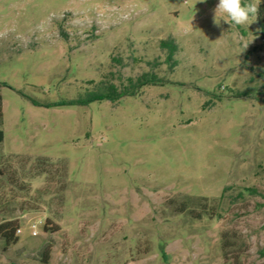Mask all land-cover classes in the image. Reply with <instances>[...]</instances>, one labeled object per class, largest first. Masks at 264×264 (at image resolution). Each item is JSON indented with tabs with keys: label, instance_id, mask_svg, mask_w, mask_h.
<instances>
[{
	"label": "rangeland",
	"instance_id": "rangeland-1",
	"mask_svg": "<svg viewBox=\"0 0 264 264\" xmlns=\"http://www.w3.org/2000/svg\"><path fill=\"white\" fill-rule=\"evenodd\" d=\"M218 3L0 0V264H264V45Z\"/></svg>",
	"mask_w": 264,
	"mask_h": 264
},
{
	"label": "trees",
	"instance_id": "trees-1",
	"mask_svg": "<svg viewBox=\"0 0 264 264\" xmlns=\"http://www.w3.org/2000/svg\"><path fill=\"white\" fill-rule=\"evenodd\" d=\"M259 14L256 19L258 25V35L262 44L264 45V2H261L259 5ZM162 46L168 49V60L171 61L175 52L177 51V46L174 40H165L162 41ZM159 79L154 74H142L135 81L131 80L130 84L126 86L123 90H119V88L110 84L107 86H103L98 88L95 91L85 94L84 96L79 97L74 100V104L78 105H88L93 101H102V100H110L113 102H118L124 96H134L141 89V87L145 85H154L159 83ZM2 83H0L1 87ZM3 117V97L0 93V121ZM4 141V132L0 128V143ZM48 224L44 226V230H48ZM58 227H55L53 231H58ZM17 231H19V225L17 221H5L0 224V238L5 240L6 245L10 246L18 242ZM48 250L45 251L44 256L46 257Z\"/></svg>",
	"mask_w": 264,
	"mask_h": 264
},
{
	"label": "clouds",
	"instance_id": "clouds-1",
	"mask_svg": "<svg viewBox=\"0 0 264 264\" xmlns=\"http://www.w3.org/2000/svg\"><path fill=\"white\" fill-rule=\"evenodd\" d=\"M204 2V0H201ZM259 2L260 0H250L248 3H244L243 0H219L214 12V24L219 27L220 21L223 19L225 22L231 24V27L250 25L254 22L259 14ZM221 19H217V16ZM226 16L227 19L223 17ZM249 43L244 45L247 48Z\"/></svg>",
	"mask_w": 264,
	"mask_h": 264
}]
</instances>
